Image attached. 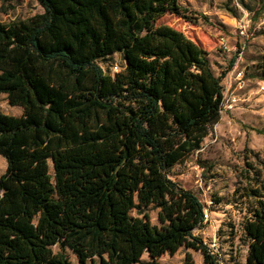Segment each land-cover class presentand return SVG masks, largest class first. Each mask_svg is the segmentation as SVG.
Segmentation results:
<instances>
[{"label": "trees", "instance_id": "trees-1", "mask_svg": "<svg viewBox=\"0 0 264 264\" xmlns=\"http://www.w3.org/2000/svg\"><path fill=\"white\" fill-rule=\"evenodd\" d=\"M38 1L43 14L0 22V96L23 108L0 112V264H160L183 247L220 264L195 234L203 203L170 177L220 122L239 54L216 77L199 43L158 24L180 0ZM115 54L126 66L110 75ZM243 235V264H264L261 199Z\"/></svg>", "mask_w": 264, "mask_h": 264}, {"label": "rangeland", "instance_id": "rangeland-1", "mask_svg": "<svg viewBox=\"0 0 264 264\" xmlns=\"http://www.w3.org/2000/svg\"><path fill=\"white\" fill-rule=\"evenodd\" d=\"M181 14H167L158 24H166L197 42L208 53L216 77L228 70L232 58L242 49L238 69L245 72L246 86L239 90L228 76L222 80L226 100L237 99L236 107L226 110L220 122L210 129L202 149L190 154L171 170V179L192 190L203 203L208 219L195 231L220 258V264H243L247 241L243 225L258 199L264 202V0H180ZM38 0H0V22L12 24L43 14ZM247 32L241 37L240 26ZM227 47L224 49V47ZM110 75L115 66L126 63L120 54L100 61ZM0 112L21 116L23 108L11 106L0 96ZM7 161L0 156V176ZM257 194L258 197L254 195ZM154 225H159L158 210L145 209ZM137 217L138 212L132 211ZM55 253L61 252L53 247ZM72 262L76 256L62 251ZM191 254L195 264H204V256L193 249L180 248L158 259L160 264H182ZM145 254L139 264H149Z\"/></svg>", "mask_w": 264, "mask_h": 264}, {"label": "built area", "instance_id": "built-area-1", "mask_svg": "<svg viewBox=\"0 0 264 264\" xmlns=\"http://www.w3.org/2000/svg\"><path fill=\"white\" fill-rule=\"evenodd\" d=\"M247 29L245 24H242L240 26V32L239 35L241 37H244L246 35ZM227 47L225 46L224 49H226ZM242 53V49L240 50L239 54V59L237 61V63L235 64V66L233 67V69H231V71L227 74L228 76V80H234V85L237 87V89L242 90L244 89V87L246 86V79H245V72L242 69H238L239 65H240V59H241V54ZM116 73H119V67L115 66L114 68ZM224 88V87H223ZM224 99H223V109H222V113H224L226 110L230 109L231 111L236 107L237 105V99H231V100H226V94H225V90H224ZM221 113V115H222ZM205 218L208 219V213L205 215Z\"/></svg>", "mask_w": 264, "mask_h": 264}]
</instances>
